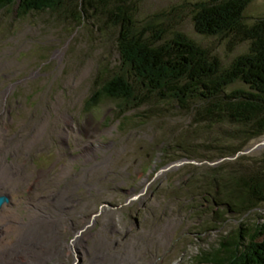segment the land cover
<instances>
[{
  "label": "rangeland",
  "instance_id": "rangeland-1",
  "mask_svg": "<svg viewBox=\"0 0 264 264\" xmlns=\"http://www.w3.org/2000/svg\"><path fill=\"white\" fill-rule=\"evenodd\" d=\"M198 1L202 0H133L138 19L164 14L165 24L227 65L245 53L248 44L197 34L190 5ZM259 15H264V0H255L245 12L248 21ZM104 20L79 26L70 11L17 18L11 8H0V194L10 198L0 212V226L29 222L22 174L27 176L28 168L32 175L42 167V155L56 152L57 137L72 152L79 138L97 159L78 169V178L70 183L71 190L78 188L70 191L65 204L72 223L67 224L64 246L58 245L68 264L78 263L69 249L76 240L84 244L80 264H93L88 256L94 253L95 264H110L101 255L106 250L125 257L113 264H208L204 259L216 253L224 237L240 228L253 234L262 222L264 204L241 216L213 202L218 192H224L225 182L253 170L264 158V148L239 154L237 160L221 157L249 149L261 139L244 140L240 126L213 124L198 116L195 108L155 99L129 111L127 117H119L117 101L104 96L88 109L85 103L95 92L96 78L110 79L119 63L117 31L110 21L105 26ZM18 119L38 127L32 133H18ZM40 133L42 145L26 144ZM47 158L55 175L62 164L56 163L54 153ZM180 161L188 163L161 172ZM74 165L72 158L66 162L71 176ZM98 169L95 178L88 177L91 189L79 187L85 172ZM112 187L129 193L110 192ZM74 193L79 196L72 199ZM47 254L45 248L43 255ZM54 264H59L55 258Z\"/></svg>",
  "mask_w": 264,
  "mask_h": 264
},
{
  "label": "trees",
  "instance_id": "trees-1",
  "mask_svg": "<svg viewBox=\"0 0 264 264\" xmlns=\"http://www.w3.org/2000/svg\"><path fill=\"white\" fill-rule=\"evenodd\" d=\"M254 1L202 0L190 5L197 34L248 44V50L227 65L165 24L164 14L138 19L133 0H0V8H11L17 18L34 12L60 15L70 11L79 26L100 17L105 19V26L111 22L117 31L119 63L110 79L96 78L95 92L85 103L88 109L95 108L103 96L117 101L119 117H127L129 111L151 99L172 102L181 108H195L196 114L210 123L240 126L244 140H262L264 15L253 21L245 17ZM246 150L238 149L221 159L237 160ZM223 186L224 192L213 198L218 207L225 206L228 213L241 216L257 209L264 204V158L255 162L250 173L232 177ZM246 232L240 228L224 237L216 253L207 255L205 262L264 264V217L255 233Z\"/></svg>",
  "mask_w": 264,
  "mask_h": 264
},
{
  "label": "flooded vegetation",
  "instance_id": "flooded-vegetation-1",
  "mask_svg": "<svg viewBox=\"0 0 264 264\" xmlns=\"http://www.w3.org/2000/svg\"><path fill=\"white\" fill-rule=\"evenodd\" d=\"M1 105L2 102H0V107ZM17 122L16 126L18 128V133L23 131H30V133H32V130H36L38 127L36 124L26 119H18ZM41 135L42 133L36 136L33 134L32 137L26 141V144L32 147H35L37 144L39 146L42 145L43 143L39 142V137H41ZM26 139H28V136ZM76 139L78 140L77 145L79 146L74 150L75 152H72L70 150V145L65 144L66 141H64V139L57 137L56 141H58V145L56 152L53 153L58 156L56 163L61 162L62 166L60 171L55 175H51L54 171L52 162H50L51 164L49 165L46 164L48 161L47 157L53 154L51 152L42 155L44 157L43 165L41 168L34 171L32 175L29 174L28 168L25 166L27 168V176L22 174L21 181L24 182L23 185L26 188L22 189L21 193L26 194L27 198H25V200H29V204L25 203L23 205H27L30 210V220L27 223H23L21 220L23 224L19 226H0V264H50L51 260H54V258L59 264H68V258L62 253L63 248L60 250L58 245L64 246V237L68 227L67 224L72 223V220H70L68 216V208L65 205L69 193L71 194L70 191L76 188L72 187L73 189L71 190L70 183L78 178L76 177V175H79L77 172L78 169L83 168L85 164L92 163L97 159L95 153L91 151L86 152V148L81 146L83 145V140L79 138ZM52 140L55 141L54 138H52ZM60 142H63L62 145ZM71 158L73 163L78 166L77 168H75V165L73 166V170H75L73 176H71L70 172L66 169V162ZM99 173V169L90 173L85 172V178L80 180L79 187L84 186L87 189H91L92 184L86 185V183L89 182L88 177L92 176V178H95ZM109 175H112V173L106 174L103 179H106ZM82 190L83 189H79V192H82ZM109 191H121L119 193L122 195L129 193V191L125 190L123 187H121V189L112 187ZM132 191L135 192V189H132ZM22 196L21 199H24ZM72 196L73 199L74 196H79V194L74 193ZM86 202L87 201H84L83 204ZM142 209L143 208H140V210ZM21 210L22 209H20V211ZM32 216L33 220H31ZM82 229H85V227ZM82 229H79L78 232ZM45 248L48 250L47 256L43 255V250ZM97 251L99 252L100 250L97 249ZM97 255L98 254L94 253L88 256V260L91 262L94 260L93 264H95ZM101 255L103 256V260L110 264H113L114 261H122L125 258L114 255L107 250L101 253ZM106 258L107 260H105Z\"/></svg>",
  "mask_w": 264,
  "mask_h": 264
},
{
  "label": "water",
  "instance_id": "water-1",
  "mask_svg": "<svg viewBox=\"0 0 264 264\" xmlns=\"http://www.w3.org/2000/svg\"><path fill=\"white\" fill-rule=\"evenodd\" d=\"M20 2V0H19ZM264 148V138L256 143L254 146H252L251 148H249L248 150H246L245 152H242L240 153L241 155H246V154H250L252 152H255V151H259V150H262ZM185 163H188V161H180V162H175L169 166H167L165 169L163 168V170H161V172H164V171H168L170 170L171 168H174V167H179ZM9 203V198L6 197V196H0V210L2 209L3 205L4 204H8Z\"/></svg>",
  "mask_w": 264,
  "mask_h": 264
},
{
  "label": "bare ground",
  "instance_id": "bare-ground-1",
  "mask_svg": "<svg viewBox=\"0 0 264 264\" xmlns=\"http://www.w3.org/2000/svg\"><path fill=\"white\" fill-rule=\"evenodd\" d=\"M3 180V179H2ZM1 192V191H0ZM2 193V192H1ZM1 212V211H0ZM1 219V218H0ZM2 229V228H1ZM20 229V228H19ZM3 232V231H2ZM10 233V232H9ZM3 234V233H2ZM32 236H34V235H32ZM33 238V237H32ZM80 238V237H79ZM76 239H78V238H76ZM34 241V240H33ZM36 241V240H35ZM41 242V241H40ZM15 244V243H14ZM34 245H35V243H34ZM84 244H82V242L80 241V240H76V241H74L72 244H71V246H70V252L72 251V253L75 255V257H76V262H78L77 264H80V262H81V257H82V252H80V249H81V247L83 246ZM18 247V246H17ZM29 249V248H28ZM28 249H26V250H28ZM33 250V249H32ZM31 250V251H32ZM12 253H13V251H12ZM5 254H7V253H5ZM10 254V253H9ZM35 257V256H34ZM4 259V258H3ZM12 261V260H11ZM13 262V261H12ZM24 262V261H23ZM34 262V261H33ZM2 263V262H1ZM6 264V263H5Z\"/></svg>",
  "mask_w": 264,
  "mask_h": 264
}]
</instances>
